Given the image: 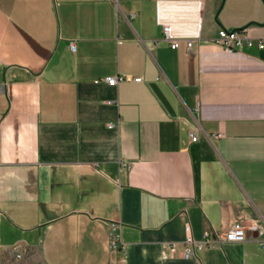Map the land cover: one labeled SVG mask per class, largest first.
<instances>
[{
	"label": "crops",
	"instance_id": "obj_1",
	"mask_svg": "<svg viewBox=\"0 0 264 264\" xmlns=\"http://www.w3.org/2000/svg\"><path fill=\"white\" fill-rule=\"evenodd\" d=\"M219 29L254 45L227 54ZM236 222L245 241L224 242ZM186 226L212 244L189 259ZM15 246L43 264H264V0H0V260Z\"/></svg>",
	"mask_w": 264,
	"mask_h": 264
},
{
	"label": "built area",
	"instance_id": "obj_2",
	"mask_svg": "<svg viewBox=\"0 0 264 264\" xmlns=\"http://www.w3.org/2000/svg\"><path fill=\"white\" fill-rule=\"evenodd\" d=\"M114 3L118 4L120 0H112ZM162 41H164L171 50H178L183 45L186 50L192 47V41L181 40L175 38L171 34L170 27L165 26L162 29ZM216 44L227 54H234L243 51L245 48H251L254 45V40L248 35L247 30L243 29L240 31H228L225 29H219L216 37ZM157 46V43H154ZM259 48H262V43L258 42ZM70 50L73 51L74 47L71 44ZM122 80V79H120ZM135 82H140L141 79H134ZM98 81H96L97 83ZM104 82L109 87H115L119 82L117 78H106ZM113 125H108V129H112ZM190 139L192 143L198 141V137L195 133H190ZM186 232L188 233L184 242L183 255L185 259H189L195 252L201 251L206 247L212 246L210 242H195L189 235L190 228L186 226ZM245 227L241 223H234L227 234L223 237V241L227 243H242L246 239ZM109 241L110 246L114 250L122 248V242L119 234V225L112 223L109 228ZM12 252L15 260H20L26 255V249L15 246L12 248Z\"/></svg>",
	"mask_w": 264,
	"mask_h": 264
},
{
	"label": "rangeland",
	"instance_id": "obj_3",
	"mask_svg": "<svg viewBox=\"0 0 264 264\" xmlns=\"http://www.w3.org/2000/svg\"><path fill=\"white\" fill-rule=\"evenodd\" d=\"M0 264H43L36 255L26 254L22 259L15 260L13 252H6L0 260Z\"/></svg>",
	"mask_w": 264,
	"mask_h": 264
}]
</instances>
